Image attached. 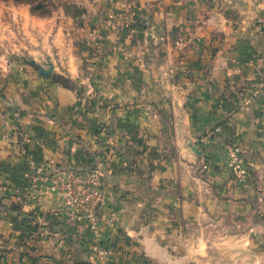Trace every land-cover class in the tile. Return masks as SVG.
Returning a JSON list of instances; mask_svg holds the SVG:
<instances>
[{"label":"crops","instance_id":"obj_1","mask_svg":"<svg viewBox=\"0 0 264 264\" xmlns=\"http://www.w3.org/2000/svg\"><path fill=\"white\" fill-rule=\"evenodd\" d=\"M62 1L0 50V264H95L71 166L104 173L108 264H264V0Z\"/></svg>","mask_w":264,"mask_h":264},{"label":"built area","instance_id":"obj_2","mask_svg":"<svg viewBox=\"0 0 264 264\" xmlns=\"http://www.w3.org/2000/svg\"><path fill=\"white\" fill-rule=\"evenodd\" d=\"M126 6L129 9L132 3H127ZM175 43L181 44V39L178 38ZM229 155L234 171L245 175L247 171L243 166L239 148L231 147ZM103 183L104 173L99 167L84 170L72 166L53 167L51 170L50 188L57 190L64 197V207L59 212L65 215V225L77 228L85 223L94 236L91 251L95 264H108V257L112 252V247L100 240L102 233L99 227V210L104 201ZM37 232L44 238L52 237L59 244H66L67 239L61 230L49 228L42 223L39 224Z\"/></svg>","mask_w":264,"mask_h":264},{"label":"rangeland","instance_id":"obj_3","mask_svg":"<svg viewBox=\"0 0 264 264\" xmlns=\"http://www.w3.org/2000/svg\"><path fill=\"white\" fill-rule=\"evenodd\" d=\"M62 0H36L31 3L22 2L20 0H0V50L4 49V45H12L16 34H18V23L15 22L16 6H22L18 10L25 9V11L33 12L35 14L45 15L49 14L55 9ZM132 3V6L127 10H133L137 6L136 0H128V3ZM127 4V3H126ZM125 14V13H124ZM178 39L176 36L172 41V44H176L175 41Z\"/></svg>","mask_w":264,"mask_h":264},{"label":"trees","instance_id":"obj_4","mask_svg":"<svg viewBox=\"0 0 264 264\" xmlns=\"http://www.w3.org/2000/svg\"><path fill=\"white\" fill-rule=\"evenodd\" d=\"M20 1L26 2V3H31V2L36 1V0H20ZM55 78L58 82H60L61 84L65 85V86H72L73 85V82L69 77H66L63 75H56ZM69 231H73V230H69ZM72 236H73V234H72Z\"/></svg>","mask_w":264,"mask_h":264},{"label":"water","instance_id":"obj_5","mask_svg":"<svg viewBox=\"0 0 264 264\" xmlns=\"http://www.w3.org/2000/svg\"><path fill=\"white\" fill-rule=\"evenodd\" d=\"M53 70V64L50 63L49 67L45 68V67H40V73L44 74V75H50L52 73ZM196 151H198L197 148H194Z\"/></svg>","mask_w":264,"mask_h":264}]
</instances>
